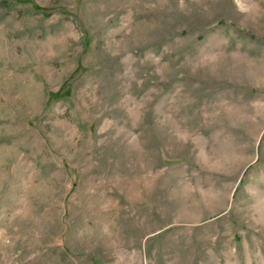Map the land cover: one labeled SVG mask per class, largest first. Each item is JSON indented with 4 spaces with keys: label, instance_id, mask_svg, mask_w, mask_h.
Wrapping results in <instances>:
<instances>
[{
    "label": "rangeland",
    "instance_id": "rangeland-1",
    "mask_svg": "<svg viewBox=\"0 0 264 264\" xmlns=\"http://www.w3.org/2000/svg\"><path fill=\"white\" fill-rule=\"evenodd\" d=\"M0 264H264V0H0Z\"/></svg>",
    "mask_w": 264,
    "mask_h": 264
}]
</instances>
